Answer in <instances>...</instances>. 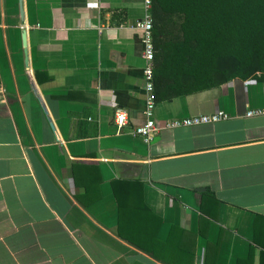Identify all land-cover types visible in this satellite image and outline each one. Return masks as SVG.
<instances>
[{
  "label": "crops",
  "instance_id": "1",
  "mask_svg": "<svg viewBox=\"0 0 264 264\" xmlns=\"http://www.w3.org/2000/svg\"><path fill=\"white\" fill-rule=\"evenodd\" d=\"M149 12L0 0V264H264V114L249 116L264 79L156 102L146 143ZM131 210L147 215L151 252L119 234Z\"/></svg>",
  "mask_w": 264,
  "mask_h": 264
},
{
  "label": "trees",
  "instance_id": "2",
  "mask_svg": "<svg viewBox=\"0 0 264 264\" xmlns=\"http://www.w3.org/2000/svg\"><path fill=\"white\" fill-rule=\"evenodd\" d=\"M149 14L154 22L157 103L235 79H264V0H152ZM119 209L122 221L128 215L123 206ZM130 214L137 221L135 229L125 230L120 223V236L151 252L147 215L137 219L135 211Z\"/></svg>",
  "mask_w": 264,
  "mask_h": 264
},
{
  "label": "built area",
  "instance_id": "3",
  "mask_svg": "<svg viewBox=\"0 0 264 264\" xmlns=\"http://www.w3.org/2000/svg\"><path fill=\"white\" fill-rule=\"evenodd\" d=\"M148 9H151L152 0H145ZM153 29L154 22L148 14V16L138 24L137 30L141 36L143 45H144V58L147 60L148 64L145 70V76L147 81V92H148V101H147V121L145 124L137 127L135 129V134L142 137L146 143L152 141L155 133L157 132V126L154 120V110L156 107V100L153 89V65L155 58V48L153 44ZM264 114V109H257L249 113V116L262 115ZM229 118V115L223 111H219L213 115H202L197 117L177 119L170 123L172 128H181V127H193L198 125H205L215 123L224 119ZM127 114L125 112H118L116 121L120 128H122L127 123Z\"/></svg>",
  "mask_w": 264,
  "mask_h": 264
},
{
  "label": "water",
  "instance_id": "4",
  "mask_svg": "<svg viewBox=\"0 0 264 264\" xmlns=\"http://www.w3.org/2000/svg\"><path fill=\"white\" fill-rule=\"evenodd\" d=\"M21 4H22V0H21ZM22 12H23V9H22ZM24 46L26 48V39H25V37H24Z\"/></svg>",
  "mask_w": 264,
  "mask_h": 264
}]
</instances>
